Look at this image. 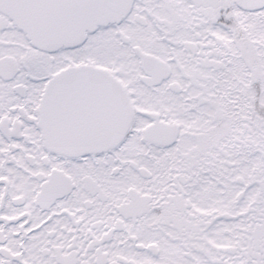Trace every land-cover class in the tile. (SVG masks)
I'll use <instances>...</instances> for the list:
<instances>
[{"label": "snow or ice", "instance_id": "1", "mask_svg": "<svg viewBox=\"0 0 264 264\" xmlns=\"http://www.w3.org/2000/svg\"><path fill=\"white\" fill-rule=\"evenodd\" d=\"M0 264H264V0H0Z\"/></svg>", "mask_w": 264, "mask_h": 264}]
</instances>
